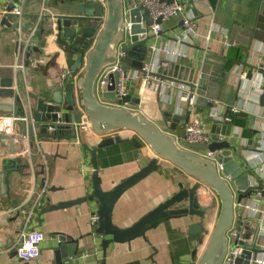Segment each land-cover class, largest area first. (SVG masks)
Segmentation results:
<instances>
[{
	"label": "crops",
	"instance_id": "1",
	"mask_svg": "<svg viewBox=\"0 0 264 264\" xmlns=\"http://www.w3.org/2000/svg\"><path fill=\"white\" fill-rule=\"evenodd\" d=\"M134 1L125 0V3L134 4ZM180 1L192 9L200 34L183 42L179 39L183 32L180 16L164 18L160 32H153L151 27L155 34L156 60L168 58L200 68L208 58L207 85L203 90L209 93L212 92L209 85L214 81L212 79L222 77V65L225 75L217 87L211 114L222 123L231 122L228 139L233 144L234 155L239 157L240 135L254 142H258L262 135L257 127L258 121L264 122V101L260 100L262 95L257 97L253 86L256 80H263V72L257 66L264 60V13L256 21L259 0ZM68 3L71 2L0 0V11L14 6H21L23 11L21 24L16 15L0 13V90L12 88L16 91L19 112L25 117L16 123L17 134L11 135L15 137L12 146L19 161L17 165H11L13 169L8 175L5 170H0V249L11 248L23 230L34 228L44 233L39 257L25 260L5 251L0 252V264H198L217 217L219 197L198 179L159 157L134 130L122 128L99 134L89 127L82 130L83 141H80L71 136L75 112L65 110L60 118L64 122L61 130H42L40 124L35 128L36 134H23L22 123L32 120L35 105L43 99L51 101L56 92L64 95L69 81L75 83V108L81 114V121L85 120L77 85L85 63L80 64L73 74L76 53L59 39L58 15L83 13ZM97 7L98 20L91 33L94 41L106 17V5L98 2ZM254 24L256 31L252 37L249 28ZM171 37L177 40H171ZM62 38H65L63 34ZM177 51L185 55L175 58L173 54ZM208 54H211L210 58ZM128 62L133 63V58H128ZM136 72L138 76H135ZM242 72H245L244 78H241ZM128 73L131 78L127 90L139 99L137 104L130 105L133 110L156 121L162 116L164 103L173 116H185L189 109L190 116L187 120H178L177 129L164 128L180 139L184 136L186 121L197 120L211 131V123L204 121L209 114L207 93L201 95V105L189 106L179 103L180 89H163L159 77L146 76L134 68ZM185 86L194 92L196 102L199 95L195 90L197 84L193 89ZM242 94L251 101L241 99L244 98ZM0 101L15 103V98L5 95L0 96ZM229 112H232V118L227 117ZM0 113L18 115L5 110ZM218 135L223 134L219 132ZM85 142L91 148H97L98 172L104 190L112 189L152 159L160 162L158 169L127 188L116 201L113 222L118 226L132 225L182 187L195 190L198 205L205 215L185 214L163 219L156 227L149 228L145 236H137L129 242L113 241L105 249L102 241L110 235L98 232V221L96 225L93 222V216H98L97 198L42 212L44 207L93 192L94 166ZM27 144L31 149L30 156L23 153ZM24 162H28V167L23 166ZM177 206H187V201ZM196 222L203 224L202 231L190 233L191 224Z\"/></svg>",
	"mask_w": 264,
	"mask_h": 264
},
{
	"label": "water",
	"instance_id": "2",
	"mask_svg": "<svg viewBox=\"0 0 264 264\" xmlns=\"http://www.w3.org/2000/svg\"><path fill=\"white\" fill-rule=\"evenodd\" d=\"M65 1L71 2L68 4L83 12L82 14L75 13L69 16L58 15L57 25L60 30L59 39L61 42L76 53V61L72 65V73L75 74L79 65L85 63L77 85L80 90V104L87 115L90 127L99 134L113 133L122 128L134 130L159 157L177 165L217 194L220 200V209L198 264H221L227 251V230L230 228L234 217L236 193L231 185L237 188L238 200L250 193L249 175L244 171L239 159L235 157L233 145L228 139L232 131L231 122L225 121L222 123L211 115L217 87L223 81L225 75L222 65L220 68L222 77L212 79L214 81L209 83L212 86V92H205L203 89L207 85L208 69L206 64L208 58L200 68L183 65L168 58H157L156 60L157 55L154 54L155 34L152 33L151 26L154 22L161 23L163 20L162 16L154 19L148 7L125 3V0H105L106 17L104 25L94 41V36L91 33L94 22L98 20L96 16L98 2L95 0ZM72 1L75 2L72 3ZM262 13H264V0H259L256 21L263 17ZM125 17H128L132 22L128 33L124 30ZM180 23L182 24V21ZM255 24L249 28L252 37L256 31ZM243 25L246 27L245 24ZM62 34L65 38H62ZM170 39L177 40L176 37H171ZM119 52L123 54L119 56ZM210 56L211 54H208L209 58ZM149 57L151 60L157 61V68L152 74L161 80L174 79L192 89L197 84L198 88L195 90L199 95L192 106L201 105L199 104L201 95L207 93L210 99L206 104L209 114L204 118V121L211 123V137L213 139L211 143L181 140L164 129H177L176 123H178V120H181V118H186L187 120L190 116L189 109L185 116H173L171 110H167L164 103L161 118L152 121L141 112L130 107V105H135L139 102V99L133 97L127 90L126 85L130 79L125 81L126 93H118L121 77L123 75L130 77L128 70L141 68L143 62L149 60ZM128 58H133L134 62L129 63ZM117 61L119 62V69L109 72L108 83L101 92H98L96 80L100 72L104 68L117 63ZM167 67H170V71H167ZM7 85H10V82ZM74 86L75 83L69 81L65 86L64 95L61 92H56L51 101L46 99L39 101L35 105V111L31 112L32 120L22 123L23 134H36L35 128L40 124L43 125L42 130L47 131L50 126H53L54 131H59L62 125L58 121L63 111L73 110L75 112L74 122L72 123L74 132L71 136L83 141L81 114L75 108ZM5 95L13 96L15 103L0 101V110L13 111L15 114L22 116L23 114L19 112V96L16 91L12 88H2L0 96ZM260 100L261 102L264 101V94H262ZM227 117L232 118V112H229ZM200 119L199 115L198 120ZM219 132H222L223 135L219 136ZM58 136L62 137L61 135ZM71 136L67 135L66 137L69 138ZM115 138L119 140L117 136ZM14 143L15 137L8 133L0 132V170H5L7 175L13 169L11 165H17L19 161V156L14 155L15 149L12 146ZM84 146L90 151L91 161L94 166L93 192L74 200L62 201L44 207L42 212L57 207L76 205L84 200L97 198L99 201L97 231L101 234L110 235L102 241L105 249L113 241L129 242L137 236H145L149 228L156 227L163 219L185 214L205 215V211L198 205L195 190L182 187L132 225L128 227L118 226L113 222V209L116 201L127 188L158 169L160 162L154 158L112 189L104 190L98 172L97 148L95 146L91 148L86 142ZM207 147L210 150L221 149L218 156L223 161V175L218 172L213 159L206 158L199 153V150ZM11 154L13 155L11 156ZM17 155L21 156L22 154ZM224 176H229L230 181L228 182ZM182 201H187V206H177ZM202 229L203 224L196 222L191 224L189 231L190 233H197L202 231ZM254 231L255 227L251 224V221H245L241 244L249 245V239L252 238ZM244 254L249 257L251 251L245 248ZM242 261L241 257L237 259L238 263H242Z\"/></svg>",
	"mask_w": 264,
	"mask_h": 264
},
{
	"label": "built area",
	"instance_id": "3",
	"mask_svg": "<svg viewBox=\"0 0 264 264\" xmlns=\"http://www.w3.org/2000/svg\"><path fill=\"white\" fill-rule=\"evenodd\" d=\"M103 5H106L105 0H95ZM134 5L146 6L150 9L151 16L156 19L158 16H162L163 19L169 16L179 15L182 20L183 32L179 37L183 42H188L192 38L199 36L198 24L195 20V14L191 11L192 9L187 8L186 2L180 0H135ZM22 7L14 6L12 8H2L0 13L7 14L11 13L18 17V23L21 24L22 17ZM124 30L126 33L129 32L131 27V20L128 17L124 19ZM152 30L158 33L162 30V25L158 22L152 24ZM123 53L119 52V56ZM185 55L182 51H177L173 54L175 58ZM147 60L144 61L142 67L137 69L140 70L146 76H152V72L156 70L157 61L149 63ZM259 71L263 72V80H256L254 84L255 94L259 98L260 95L264 93V60L259 62L257 66ZM119 69V62L113 64L112 66L104 68L97 80L96 89L101 92L106 84L108 83V75L112 70ZM83 71V68L81 72ZM139 73L136 72L135 76ZM154 76V75H153ZM157 77V76H156ZM245 77V72H242L241 78ZM130 77L122 76L120 87L118 90L119 94L126 93L125 81L130 79ZM161 86L165 90H173L177 88L179 90V103L188 104L192 106L195 94L194 92L186 87L184 84L177 82L174 79H164L161 80ZM249 92V91H248ZM247 92V93H248ZM244 95V94H242ZM252 95V93H251ZM243 99L245 102L251 101L249 97L244 95ZM191 104V105H190ZM264 108V104L262 105ZM85 120L82 121V130H86L90 127L89 120L86 113ZM213 117L216 116L212 113ZM264 118V115L262 116ZM25 120V117H20L18 115L11 114H1L0 113V132H5L10 135L17 134L15 130L16 123ZM261 120V119H260ZM60 124L63 121H58ZM71 124V123H70ZM54 130L53 126L49 127ZM258 131L261 132V136L258 142L249 141L243 136H239V144L237 146L239 161L242 163L244 171L249 175V188L250 193L247 196L242 197L240 200L237 199V188L233 185L232 188L236 193L235 197V208L234 217L230 228L227 230V251L224 255L221 264H264V122L258 121ZM239 135V134H238ZM181 140L185 141H195V142H205L207 144L213 141L211 137V131L205 128L200 122L186 121L185 122V133ZM233 145V144H232ZM221 149L210 150L208 147L199 150V153L206 158H211L215 161L216 168L218 172L223 175V161L219 158L218 153ZM30 146L27 144V148L23 149L25 155L30 156ZM229 182L230 177L224 176ZM262 184V185H261ZM98 216H93V222L96 225L98 221ZM250 220L251 224L255 227L254 234L252 238L249 239V245L241 244L242 231L244 222ZM44 240V233L39 229L23 230L13 244L11 248L0 249V252H11L16 257L32 260L40 256L41 253V242ZM245 248L251 251L250 256L244 254ZM241 257L243 259L242 263H238L237 259Z\"/></svg>",
	"mask_w": 264,
	"mask_h": 264
},
{
	"label": "rangeland",
	"instance_id": "4",
	"mask_svg": "<svg viewBox=\"0 0 264 264\" xmlns=\"http://www.w3.org/2000/svg\"><path fill=\"white\" fill-rule=\"evenodd\" d=\"M219 209H220V200H219V208H218V212H219ZM218 212H217V215H218ZM215 221H216V218H215V220H214V223H215ZM214 225V224H213Z\"/></svg>",
	"mask_w": 264,
	"mask_h": 264
},
{
	"label": "trees",
	"instance_id": "5",
	"mask_svg": "<svg viewBox=\"0 0 264 264\" xmlns=\"http://www.w3.org/2000/svg\"><path fill=\"white\" fill-rule=\"evenodd\" d=\"M23 164H24L23 166H26V167H28V162H27V164H26V162H24Z\"/></svg>",
	"mask_w": 264,
	"mask_h": 264
}]
</instances>
